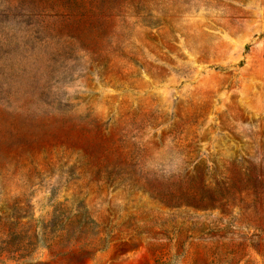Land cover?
I'll use <instances>...</instances> for the list:
<instances>
[{
	"label": "rangeland",
	"instance_id": "rangeland-1",
	"mask_svg": "<svg viewBox=\"0 0 264 264\" xmlns=\"http://www.w3.org/2000/svg\"><path fill=\"white\" fill-rule=\"evenodd\" d=\"M0 264H264V0H0Z\"/></svg>",
	"mask_w": 264,
	"mask_h": 264
},
{
	"label": "trees",
	"instance_id": "trees-1",
	"mask_svg": "<svg viewBox=\"0 0 264 264\" xmlns=\"http://www.w3.org/2000/svg\"><path fill=\"white\" fill-rule=\"evenodd\" d=\"M61 206H63V204L62 205H60V207ZM59 208V207H58ZM69 220V219H68ZM83 220H84V222H82V221H80L79 222V220H77V223H78V228H77V231L78 232H76V234H75V236H74V238H75V240L76 239H80V230H81V228H83V227H85L86 225H87V223H88V221L86 220V219H84L83 218ZM73 222L74 221H69V222H67V220L66 221H64V220H61L60 221V223H61V228H55L54 230H55V232L57 233V234H60V236H61V234L62 233H64V232H67V229L69 228V226L71 225V224H73ZM48 230H51V229H47L45 226H43V231H44V233H46V232H48ZM102 241V242H101ZM99 242H101V243H99V244H94V246L93 247H95V248H97L98 250H103V249H105L107 246H108V244L111 242L110 240H108V238H105V239H99ZM84 247L85 246H89V245H91V242L90 241H86V242H84V244H82ZM83 247V248H84ZM84 251H86L87 250V248H85V249H83Z\"/></svg>",
	"mask_w": 264,
	"mask_h": 264
}]
</instances>
